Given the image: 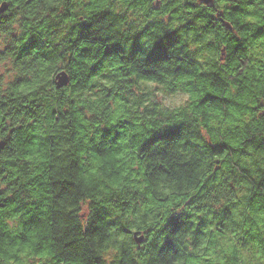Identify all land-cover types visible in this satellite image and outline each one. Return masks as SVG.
I'll return each instance as SVG.
<instances>
[{
    "label": "clouds",
    "instance_id": "1",
    "mask_svg": "<svg viewBox=\"0 0 264 264\" xmlns=\"http://www.w3.org/2000/svg\"><path fill=\"white\" fill-rule=\"evenodd\" d=\"M0 264H264V0H0Z\"/></svg>",
    "mask_w": 264,
    "mask_h": 264
}]
</instances>
